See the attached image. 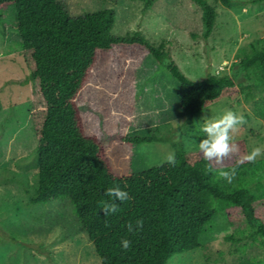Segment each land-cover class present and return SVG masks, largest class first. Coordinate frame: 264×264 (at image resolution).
Instances as JSON below:
<instances>
[{"label":"trees","instance_id":"16d2710c","mask_svg":"<svg viewBox=\"0 0 264 264\" xmlns=\"http://www.w3.org/2000/svg\"><path fill=\"white\" fill-rule=\"evenodd\" d=\"M154 2L144 0L142 12ZM192 2L201 10L202 36L207 38L215 9L207 0ZM8 5L15 10L22 58L33 84L29 121L37 172L34 186L23 188L25 209L67 201L100 264H166L172 255L198 248L218 212L231 222L243 221L248 236L264 245V158L239 162L248 155L244 139L234 140L239 152L223 163L226 171L236 169L231 183L219 178L220 166L206 172L199 150H188L181 142L172 144L175 167L163 163L129 171L131 149L151 139L123 134L133 115L135 88L134 78H126L124 67L115 64L118 50L140 48L142 58L151 55L162 64L178 82L180 109L189 118L222 98H238L241 87L231 75L188 78L162 44L154 47L138 31L111 34L112 8L72 16L59 0H0V9ZM251 47L239 66L253 74L264 92V45ZM255 112L264 121V94ZM117 160L128 172L114 171ZM114 187L130 199L121 203L105 196ZM113 202L117 211L106 216L102 208ZM140 220L143 226L137 230ZM124 239L131 241L127 251Z\"/></svg>","mask_w":264,"mask_h":264},{"label":"rangeland","instance_id":"374dc122","mask_svg":"<svg viewBox=\"0 0 264 264\" xmlns=\"http://www.w3.org/2000/svg\"><path fill=\"white\" fill-rule=\"evenodd\" d=\"M207 1L216 17L210 35L203 38L201 10L192 0H155L145 12L144 0H59L72 16L112 8L111 34L138 31L154 47L162 44L188 78L200 80L225 72L241 87L237 99L222 98L189 118L180 109L178 82L162 64L151 55L142 58L145 52L140 48L118 50L115 64L124 67L126 78H134L135 88L133 115L123 134L151 139L131 149L132 173L166 163L174 142L198 149L205 138L201 130L205 120L217 119L226 110L247 115L233 140L244 139L248 154L255 147L264 149V121L255 115L264 92L254 84L253 74L239 66L252 45H264V0H227L228 6L224 0ZM20 41L15 10L8 5L0 9V264H100L67 201L24 207L23 188L34 186L37 168L29 121L33 84ZM260 158L264 154L256 159ZM113 167L118 173L124 169L118 160ZM248 235L243 221L231 222L218 212L200 236V246L172 255L166 264H264V245Z\"/></svg>","mask_w":264,"mask_h":264},{"label":"clouds","instance_id":"9594fccd","mask_svg":"<svg viewBox=\"0 0 264 264\" xmlns=\"http://www.w3.org/2000/svg\"><path fill=\"white\" fill-rule=\"evenodd\" d=\"M246 120L242 115H237L232 110H226L224 114L217 119H207L202 127V132L205 138L200 140L197 147L206 161V172L214 171L213 165L220 166L218 176L221 179L231 183L235 178L236 169L233 167L230 170L223 169V163L226 159L231 158L239 152L238 145L233 140V133L238 130V126H242ZM264 154V149L255 147L252 151L244 156L239 162L254 163L256 158ZM165 162L170 166L177 165L175 152H169L165 157ZM105 196L112 198L114 201L118 200L123 203L130 199L128 192L121 190L119 187L109 188L105 192ZM102 211L104 214L110 215L117 211V204L105 203ZM143 226V221H136V229L139 230ZM129 232L133 231V226L128 225ZM121 245L125 251L131 246V241L121 240Z\"/></svg>","mask_w":264,"mask_h":264}]
</instances>
